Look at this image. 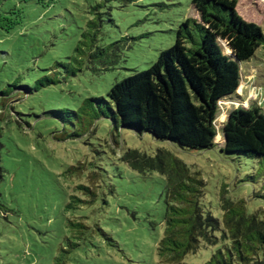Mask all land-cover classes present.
<instances>
[{
	"label": "rangeland",
	"instance_id": "obj_1",
	"mask_svg": "<svg viewBox=\"0 0 264 264\" xmlns=\"http://www.w3.org/2000/svg\"><path fill=\"white\" fill-rule=\"evenodd\" d=\"M12 6L25 19L0 33V264H158L163 177L137 173L120 157L128 149L153 156L168 144L111 129L101 99L116 81L147 70L183 21L198 19L192 0H56L47 9L0 0L2 10ZM236 10L264 34V0H238ZM108 47L119 60L103 67ZM240 73L237 107L264 113V43ZM215 141L221 146L220 133ZM172 152L197 173L202 204L215 216L221 197L264 215V158L217 147ZM209 256L201 249L185 262Z\"/></svg>",
	"mask_w": 264,
	"mask_h": 264
},
{
	"label": "trees",
	"instance_id": "obj_2",
	"mask_svg": "<svg viewBox=\"0 0 264 264\" xmlns=\"http://www.w3.org/2000/svg\"><path fill=\"white\" fill-rule=\"evenodd\" d=\"M55 1L34 0V4L47 9ZM237 3L192 0L198 19L183 21L173 45L161 51L147 70L116 81L108 100L101 99L111 129L146 133L168 144L153 156L128 149L120 157L137 173L157 172L163 177L158 264H188L186 257L201 249L210 251L202 264H264V215L248 214L242 204L221 197L222 213L215 216L202 204L204 184L197 173L172 152L217 147L225 154L264 158V113L258 106L237 107L240 64L254 56L264 34L238 14ZM24 19L22 7L0 8V33H9ZM108 50L102 49L103 67L119 60ZM92 54L98 61V46ZM226 105L232 109L218 127L216 118ZM219 133L221 146L215 141Z\"/></svg>",
	"mask_w": 264,
	"mask_h": 264
},
{
	"label": "built area",
	"instance_id": "obj_3",
	"mask_svg": "<svg viewBox=\"0 0 264 264\" xmlns=\"http://www.w3.org/2000/svg\"><path fill=\"white\" fill-rule=\"evenodd\" d=\"M252 92L253 93L248 94V97H249V99L252 98V99L256 100L257 96H260V95H258V88H256L255 86H253L252 87ZM260 93L262 94L261 90H260Z\"/></svg>",
	"mask_w": 264,
	"mask_h": 264
}]
</instances>
